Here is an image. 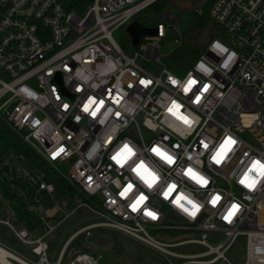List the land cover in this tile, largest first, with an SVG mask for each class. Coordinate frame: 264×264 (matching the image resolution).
<instances>
[{"label":"built area","instance_id":"obj_1","mask_svg":"<svg viewBox=\"0 0 264 264\" xmlns=\"http://www.w3.org/2000/svg\"><path fill=\"white\" fill-rule=\"evenodd\" d=\"M158 1L0 0V120L58 172L59 165H67V173L61 175L69 187L98 200L93 211L104 220L74 235L101 226L118 229L161 254L181 259L178 264H232L226 251L244 236L239 264H264V177L251 191L237 182L253 159L264 163V0H212L194 7L196 16L204 19L202 27L211 22L216 31L202 50L191 45L198 58L179 74L168 71L160 60L164 40L174 43L165 55L169 57L184 42L176 29L179 18L162 9L154 10L153 27L138 21L141 12L152 10ZM133 22L156 33H142L134 44L127 32ZM119 29L127 33L130 53L113 38ZM214 42L228 51L213 48ZM231 52L237 58L226 71L221 64ZM140 61L161 65L160 74L152 75ZM198 63L212 69L211 75L198 69ZM189 74L198 83L185 95L181 85ZM169 76L180 85L173 86ZM205 84L210 88L194 104ZM89 98L95 102L85 112ZM173 102L183 105L181 115L195 122L184 124L173 116L168 111ZM228 137L236 144L217 165L211 156ZM125 142L135 155L120 166L111 157ZM153 146L173 156L174 163L169 166L151 153ZM55 153L59 154L54 158ZM141 161L159 177L151 190L132 171ZM189 167L210 183L197 185L184 174ZM129 183L132 191L121 197ZM169 183L176 187L165 199L162 194ZM39 191L50 195L54 187L40 180ZM178 194L202 205L195 217L173 205ZM215 194L222 199L213 206ZM140 195L147 200L134 212L131 205ZM233 202L240 209L225 221ZM181 204L191 211V205ZM145 210L157 213V219L146 216ZM34 211L44 222L41 206ZM148 229L188 234L174 240L150 235ZM13 231L20 242L33 246L36 260L22 261L3 250L7 264H55L43 236L30 241L27 230ZM209 232L226 238L211 245ZM193 244L203 250H171ZM69 264H101V256L78 254Z\"/></svg>","mask_w":264,"mask_h":264},{"label":"rangeland","instance_id":"obj_2","mask_svg":"<svg viewBox=\"0 0 264 264\" xmlns=\"http://www.w3.org/2000/svg\"><path fill=\"white\" fill-rule=\"evenodd\" d=\"M212 0H167L163 10L176 15L180 23L176 26L177 31L183 36L184 42L190 43L197 50H202L210 40L209 37L214 33L215 27L211 22L206 25L199 26L200 19L194 13V7H202V5L211 2ZM157 13L154 10L148 9L141 12L139 15V23L150 27L155 26L154 20ZM113 38L117 43L126 50L128 37L125 29L116 30L113 33ZM174 46L173 41L164 40L160 48L163 55L161 63L167 67L169 56L168 54ZM126 53H130L127 49ZM148 72L154 76L160 74L161 65H156L149 62H139ZM172 72V71H171ZM173 73V72H172ZM175 73V72H174ZM178 74V73H175ZM4 121V120H2ZM5 122V121H4ZM11 130L17 134L13 127L5 122ZM20 136V135H19ZM53 168V167H52ZM61 174L67 173V165H59ZM58 171L55 167L53 168ZM21 178L31 186L32 191L38 198L39 204L45 211L44 226L42 233H46L43 241L49 245L48 255L55 259V255L59 247L65 240L77 230L85 227L90 223H99L104 219H100L95 211L99 206L96 198H90L85 195L87 200L83 201L78 197L80 194L75 188L72 195L67 197H57L56 195L41 194L38 192V183L42 177V171L35 165L29 164L24 158H19L12 152H9L0 162V180L7 182L8 178ZM63 177V176H62ZM68 184V183H67ZM84 196V195H83ZM6 200L0 193V214L9 215L14 221L13 213L9 212ZM98 211V210H97ZM3 227V225H0ZM150 235L160 234L170 239H178V237L187 235V232L178 230H162L153 231L147 230ZM208 240L211 245H217L224 242V233L209 232ZM69 254H90L101 256V264H178L181 259L173 258L166 254H161L152 247L143 244L137 239L131 238L120 230H115L108 227L92 228L89 234H76L69 240ZM245 248L244 236H239L233 242L230 248L226 251V258L232 264H239L243 260ZM176 253L193 254L203 250L198 245L182 246L171 249ZM51 259V261H52Z\"/></svg>","mask_w":264,"mask_h":264},{"label":"trees","instance_id":"obj_3","mask_svg":"<svg viewBox=\"0 0 264 264\" xmlns=\"http://www.w3.org/2000/svg\"><path fill=\"white\" fill-rule=\"evenodd\" d=\"M166 1H158L152 10H162ZM203 20H200L199 26L203 25ZM197 58V50L192 48L190 43L183 42L173 50L168 59L167 67L170 71L179 74L186 71ZM9 152L40 168L42 171L41 180L52 184L54 187L53 195L57 197L74 196V189L69 187L61 173L48 165L19 135L15 134L4 121L0 120V162ZM0 193L6 200L17 224L30 232H40L45 229L43 220L34 211L40 204L28 182L15 177L8 178L7 182L0 180ZM37 193L46 194L44 191ZM77 195L83 203L87 200L85 196ZM74 255L72 254L73 257Z\"/></svg>","mask_w":264,"mask_h":264},{"label":"clouds","instance_id":"obj_4","mask_svg":"<svg viewBox=\"0 0 264 264\" xmlns=\"http://www.w3.org/2000/svg\"><path fill=\"white\" fill-rule=\"evenodd\" d=\"M213 48H218L223 52H227L228 50L226 48H224L219 42H214ZM237 58V54L235 52H231L227 59L221 64V67L224 70H230V62L234 61ZM198 69H204L205 74L207 75H211L212 73V69L210 68H204V65L202 63H198L197 65ZM169 82L173 85V86H177L180 85V81L172 76L168 77ZM145 82V80H141V84H147ZM198 83L197 80L193 79L191 77V74H189V78L187 79L186 84L181 85V90L182 92L187 95L194 87V85H196ZM210 88V85L205 84L204 85V89L200 92L199 95H197L193 101L194 104H197L201 101L204 92L207 91ZM95 101L92 98H89L88 102L84 105V111L87 112L89 107L94 103ZM101 104L103 103V101L100 102ZM183 107V105H181L178 102L172 103L171 104V114L173 116H175L178 120L183 121V117H187L185 115H181L180 110ZM65 108H67V105H65ZM169 111V109H168ZM170 112V111H169ZM188 118V117H187ZM189 120V118H188ZM190 121V120H189ZM195 121H190V123H194ZM186 124V123H184ZM230 138V139H229ZM201 143H204L203 141H201ZM236 144V141L234 139H232L231 137H228L226 139L223 140V142L218 146L217 150H215L214 154L211 156V160L212 161H222L224 159V157L226 156V154L232 150L233 145ZM127 145L129 146V143L125 142L122 147L119 149V151H117L116 153H120V155L117 157V159H119L121 162H123L124 160H129L131 157H133L135 155L133 148L129 146V148L131 150H129V148H125L124 146ZM204 147L207 148L208 145L204 144ZM123 149V151H121ZM156 149H159L160 155L157 154V152L155 151ZM150 152L155 154L156 156L161 158V155L163 153H165L163 150H161V148L157 147V146H153L150 149ZM115 153V154H116ZM114 156V155H113ZM113 156L111 157V159L113 160ZM171 156V155H170ZM162 159V158H161ZM167 157L163 158L164 161H167ZM114 161V160H113ZM116 163V162H115ZM174 163V157L171 156V162H167V164L169 166H171ZM217 165H219L221 162L217 163L215 162ZM117 164V163H116ZM118 165V164H117ZM139 166V167H138ZM188 169H192L191 167H189ZM132 171L139 176V178L144 182V184L147 186L148 189H152L153 186L158 182L159 177L153 172L150 171L149 168L145 165V163L143 161L139 162L136 164V166L132 169ZM255 175H252V174ZM185 174V173H184ZM186 175V174H185ZM186 176H188L192 181H195V183L201 187H206L210 181L208 178H206L203 175L198 174L196 171H193L191 173H188ZM264 177V163H261V161L259 159H253L250 166L247 168V170H245L242 174V176L240 177V179L237 181L238 184H240L241 186L247 188L249 191L253 190L256 185L259 183L260 179ZM128 185H132L131 183H129ZM176 187V185L174 183H169L167 190L165 192H163V197L165 199H167V197L169 196V194L174 190V188ZM133 189V185L131 187V189H127L126 187L124 188V190L122 192L119 193V195L121 197H126ZM167 194V195H166ZM143 197V200L141 202L140 199H138L139 197ZM136 200L135 203L137 205H142L146 200L147 197L144 195H140ZM222 199V197L219 194H215L212 196L211 199V204L213 206L217 205L218 202ZM181 201H185L187 204L191 205V212L194 213V215H190L191 217H195L197 212L200 210V207H202V205H198V210L196 207H194V205H197L196 203H194L192 200L187 199V197L183 194H178L175 198L174 201H172L173 205L178 207L179 209H181L184 213H189L188 211H185V209H188L186 207H184L183 204H181ZM189 201L193 202V203H189ZM240 209V205L236 202L231 203V205L228 207L226 215L223 216V219L225 221H230L231 218L239 211ZM189 210V209H188ZM146 211V210H145ZM154 213V212H152ZM157 219L158 214L154 213ZM154 219V220H155Z\"/></svg>","mask_w":264,"mask_h":264},{"label":"crops","instance_id":"obj_5","mask_svg":"<svg viewBox=\"0 0 264 264\" xmlns=\"http://www.w3.org/2000/svg\"><path fill=\"white\" fill-rule=\"evenodd\" d=\"M8 206V205H7ZM9 209V208H8ZM10 210V209H9ZM10 213H12L11 211H9ZM14 216V215H13ZM6 222L8 224H6ZM0 225H3V227H0V248L7 251L8 253H12L13 255H15L16 257H18L20 260L24 261V260H30V261H35L36 257L31 253V248L33 246L28 245V244H23L22 242H20L16 236V234L14 233L13 229L15 231H20V230H26L23 227H21L19 224H17L14 221L11 220V218H9V215H1L0 214ZM13 227V229H12ZM28 232V236L27 239L28 240H34L40 236H44L46 233H42L43 231H27ZM75 234L72 233L66 240L65 242L59 247L57 253H56V257L55 259H52V257H50L48 255V257L50 258V261L52 259V263H57L59 261V264H69L70 261H72V259L75 257L72 256V254H69V240L71 239V237H73ZM42 239V241H43ZM45 242V241H44ZM46 243V242H45ZM47 245V254H48V250H49V245L46 243Z\"/></svg>","mask_w":264,"mask_h":264},{"label":"snow or ice","instance_id":"obj_6","mask_svg":"<svg viewBox=\"0 0 264 264\" xmlns=\"http://www.w3.org/2000/svg\"><path fill=\"white\" fill-rule=\"evenodd\" d=\"M145 83H150V82H145ZM173 103H175V102H173ZM169 111L171 112V108H169ZM93 115H95V113H93ZM183 122L186 123V124H190V121L188 120L187 117H183ZM229 139H230V138H229ZM124 147H125V148H129V146H127V145H125ZM129 150H131V149L129 148ZM60 151L62 152L63 149H60ZM121 151H123V149H122ZM155 151L157 152L158 155H160L159 149H156ZM58 154H59V153H55V154H53V157L55 158V156L58 155ZM119 155H120L119 152L116 153V154L113 156V160H114L118 165L123 166V165L127 162V160H124L123 162H121L119 159H117V157H118ZM165 157L168 158L166 162H171V156H170V155H168L167 153H163V154L161 155V158L163 159V158H165ZM215 162L219 163V162H221V161L217 160V161H215ZM138 167H139V166H138ZM193 171H194L193 169H187L186 172H185V174L187 175L188 173H191V172H193ZM131 187H132V185H127L126 188L130 190ZM166 195H167V194H166ZM138 199H140L141 202H142L143 197L141 196V197H139ZM189 203H193V202L189 201ZM194 207H196L197 210H198V207H199V206H198V205H194ZM138 208H139V205H137L135 202L131 205V210L134 211V212L137 211ZM185 211H188V212H189L188 209H185ZM145 215L151 217L152 219H155V218H156L155 214L152 213L151 211H148V210L145 211ZM189 215H194V213L190 211V212H189Z\"/></svg>","mask_w":264,"mask_h":264},{"label":"water","instance_id":"obj_7","mask_svg":"<svg viewBox=\"0 0 264 264\" xmlns=\"http://www.w3.org/2000/svg\"><path fill=\"white\" fill-rule=\"evenodd\" d=\"M127 32L130 34L134 44H137V39L142 33H148L150 35L156 33L154 31L144 29L143 27L141 28V26H138L136 22H133L128 25Z\"/></svg>","mask_w":264,"mask_h":264},{"label":"bare ground","instance_id":"obj_8","mask_svg":"<svg viewBox=\"0 0 264 264\" xmlns=\"http://www.w3.org/2000/svg\"><path fill=\"white\" fill-rule=\"evenodd\" d=\"M6 256V253L3 251V249H1L0 251V260L3 264H7V262H5V259L3 257Z\"/></svg>","mask_w":264,"mask_h":264}]
</instances>
